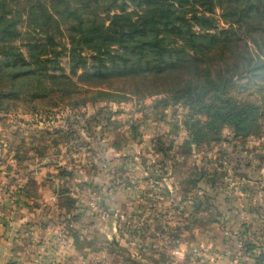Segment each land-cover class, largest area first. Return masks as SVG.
Returning <instances> with one entry per match:
<instances>
[{"label": "rangeland", "instance_id": "1", "mask_svg": "<svg viewBox=\"0 0 264 264\" xmlns=\"http://www.w3.org/2000/svg\"><path fill=\"white\" fill-rule=\"evenodd\" d=\"M93 90L0 106V246L37 264H264V108L236 135L173 96ZM239 98L264 106V84Z\"/></svg>", "mask_w": 264, "mask_h": 264}, {"label": "trees", "instance_id": "2", "mask_svg": "<svg viewBox=\"0 0 264 264\" xmlns=\"http://www.w3.org/2000/svg\"><path fill=\"white\" fill-rule=\"evenodd\" d=\"M262 84L264 0H0V106L168 95L249 135L264 106L239 95Z\"/></svg>", "mask_w": 264, "mask_h": 264}, {"label": "crops", "instance_id": "3", "mask_svg": "<svg viewBox=\"0 0 264 264\" xmlns=\"http://www.w3.org/2000/svg\"><path fill=\"white\" fill-rule=\"evenodd\" d=\"M6 244L7 248L4 247L5 245L0 246V264H37L36 261L30 257H26L27 260L20 258L17 250L19 244L16 241H10V243ZM25 246H27V244H25ZM4 255L6 256V259Z\"/></svg>", "mask_w": 264, "mask_h": 264}]
</instances>
